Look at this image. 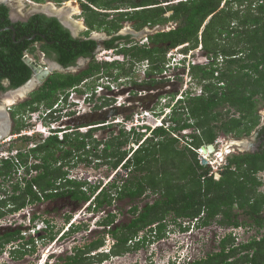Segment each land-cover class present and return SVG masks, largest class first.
Listing matches in <instances>:
<instances>
[{"label": "trees", "instance_id": "trees-1", "mask_svg": "<svg viewBox=\"0 0 264 264\" xmlns=\"http://www.w3.org/2000/svg\"><path fill=\"white\" fill-rule=\"evenodd\" d=\"M89 1L102 9H130L109 20L108 14L103 15L84 6L88 12L86 24L90 31L104 30L112 35L123 27V22L133 23L136 31L176 22V28L150 35L148 44L139 45L128 40L129 36H116L106 41L105 47L116 50L131 59L132 63L148 61V77H151L166 69L168 51L184 46L182 51L187 54L202 46L201 50L212 61L206 65H192L189 70L190 77L201 86V94L192 96L186 92L172 107V124L151 131L144 140V133L123 129L107 141H97L92 133L102 127L90 128L85 134L78 132V127L75 133H66L63 139L54 134L26 153L18 151L16 156L0 160V179L3 183L13 178L18 180L12 184L10 194L5 188L1 189L4 198L0 199V221L29 205L63 197L80 204L90 202L93 210L99 211L113 206L116 200L128 198L135 201L147 191L160 194L158 200L142 209L138 206L131 208L132 219L128 224L116 227L115 215L111 213L100 222V225L109 227L106 233L115 241L110 253L92 255L105 246V239L100 238L75 248L73 254L58 264L102 263L111 257L137 251L143 245L165 236L167 219L171 215L175 223L188 220L202 227L217 220L225 227H240L245 223L238 221L236 211H241L251 224L264 228V193L259 190L263 182L258 175L264 172V127L259 131L260 150L229 157L228 164L219 173V179L208 165H202L197 158V150L215 144L219 135L242 138L252 135L261 125L259 106L264 103V0H181L165 6L158 0ZM8 14L9 9L1 6L0 94L17 89L30 80L32 70L25 62L24 54L30 47L29 52L35 53V42L41 44L40 50L48 58L54 57L65 68L75 65L79 58L91 59L80 72L56 71L50 75L41 87L30 94L29 100L15 108V120L21 109L32 113L41 108L51 110L61 97L67 101L73 89L82 95L91 91L88 100L92 102L96 97V83L90 84L86 90H82L83 85L97 81V76L104 72L108 74V70L116 66L120 70L115 81L131 73L120 62H96L98 42L74 39L56 18L36 15L27 23H17L14 40L12 31L4 30L11 24ZM32 35L36 36L35 39L20 41L22 37ZM123 39L129 43L124 47L119 44ZM220 58L223 59L222 66L218 63ZM5 81L9 82V87L4 85ZM103 101V104H95V111L108 105V99L103 98ZM50 117L52 121L60 119L52 114ZM94 125L100 126L101 123ZM25 126L24 123H17L14 133H20ZM186 130H192V133L184 136L188 140L180 149L181 140L173 134ZM134 139L138 148L132 152L125 150ZM24 140L28 142L31 138L26 136ZM140 141L143 142L139 144ZM90 145L94 150L104 145L100 153L94 154L97 161L109 164L113 170L127 169L133 176L124 184L119 185L116 181L107 188L101 187V183L89 185L69 179L64 166ZM58 152L62 155L57 156ZM161 155L163 160H160ZM29 157L35 158V163L30 162ZM79 157L82 161L87 160ZM180 167L184 170L178 171ZM20 171L24 176L18 177ZM86 187H89L88 190ZM72 226V233L80 230V226ZM153 234V239L148 240ZM24 238L20 230L0 235V254L9 244H13L10 250L13 259L34 252V245L31 246L34 239L26 241ZM54 238L55 235L51 234L50 239ZM188 264H264V236L238 243L233 234H228L221 240L218 251Z\"/></svg>", "mask_w": 264, "mask_h": 264}, {"label": "rangeland", "instance_id": "rangeland-1", "mask_svg": "<svg viewBox=\"0 0 264 264\" xmlns=\"http://www.w3.org/2000/svg\"><path fill=\"white\" fill-rule=\"evenodd\" d=\"M31 1L35 2V0ZM177 1L179 0H159V2L164 4V6L168 3L170 4V2L176 3ZM13 2V6L16 10L15 14L17 16L26 17L28 12L32 10L27 3V0H13ZM40 2H43V4H34V9L40 11L44 5H52V7L58 12L64 10V7H68L71 9V14L68 13L67 15L70 18L72 17V14L75 10L77 12H81L79 5L81 1H79L78 4L73 3V0H69L63 4H57L55 0H40ZM169 14H171V12ZM111 18L112 17L108 19ZM81 21L83 22L82 19ZM123 26L124 30L125 28L130 29L126 31L129 32L132 37L129 40L134 41L139 45H143L144 42H146L144 38L145 36H143L145 33L140 35V33L146 28L142 29L141 31H136L133 28L131 22H124ZM176 26V22H169L165 25H162L161 29L169 31L173 28H176ZM79 31L80 30H78L76 34H79ZM150 31L152 30H149V32ZM134 32L138 33L139 35H134ZM101 33L103 34V40L108 38V36L105 35L104 30L100 31V33H95L94 35ZM82 35L83 33H81V36ZM105 51L108 50L104 49L103 46L99 47L95 56L96 62L100 56L101 58H114L116 55H118L116 52L112 55H108L103 53ZM169 52L170 51H168V53ZM168 53L166 56V65L169 64ZM188 53L190 56L192 55V59L189 60L194 62V64L205 65L206 55L200 49V47L196 50L189 51ZM27 55L29 58L38 63L42 62L43 64L50 65V60H46L42 53L37 50L35 53L28 52ZM118 57L120 59L116 61H124L122 65H124L125 69H129L131 71L130 75L122 76L119 80L115 81V77L118 75L120 70V68L116 66L109 69L108 74L104 72V74L97 76V81H94L93 83L88 82V84L82 86L84 88L82 90H86L90 84H98L101 81L104 83L107 82L106 78H109L108 80L110 82L115 83L114 86L117 87V92L113 94H110V92H105L106 95L101 97V101L99 100V97L96 96L92 102L89 101L88 98L85 102H83L85 94L82 95L78 92L74 100L69 101L70 99L68 98L66 104L64 102L61 104L62 98H60L57 104L60 106L55 104L53 108H63L62 114H65V117L61 115V127L66 126L67 128L72 129L73 132L76 131L75 128L80 127L78 132L85 134L89 132L91 125L101 123V125H104L105 127L99 128V130H96L92 133L93 137L97 141H107L112 136L115 137L119 135L120 130L123 129L125 131H129V128L136 126L134 125L136 124V117H138L140 120L144 119V121L148 122L150 126H152L157 120V116H160V118L165 119V122H163L164 125L169 127L172 124L171 117L173 115V108H171L169 112L167 111V113H165V110H163L164 106H162L163 101H166L164 104L169 103L171 105L175 98L181 99L185 96L186 92L193 96H197L200 95L202 91L201 86L190 77L185 68H181L179 70H168L167 72L148 77L149 67L146 61L132 63L131 59L129 58H123L122 55H118ZM90 60L91 59H89V61H83V63L81 62L82 66L78 67L77 72H80L82 69H84L89 64ZM101 62L106 61L102 59ZM220 66H222V64ZM57 72L61 71L57 70ZM174 76H176V80L171 83L169 79H172ZM152 80L156 81V83H151ZM88 94L90 95L91 91H89ZM107 95H109V97H107ZM5 96L6 95H0V105L3 104L2 102ZM30 98V94L26 95L25 98H21V100L15 105L11 106V108L15 111L16 107H19L22 103L26 102ZM103 98L109 100L108 105L103 107L101 110L95 111V104H103ZM43 110L44 109L41 108L40 112ZM259 110L262 116V122L264 120V103L260 104ZM24 111V109H21V113H19L18 118H16V123L11 115V130L0 140V157H12V154L16 155L18 151L26 153L46 138V136L40 132L44 131L43 128L50 126L52 121L48 120L42 115H39L38 113L31 115L30 112ZM152 111L156 112L154 115L156 118H154V116H150ZM69 113L71 116L68 115ZM19 122L24 123L26 126L20 133H14L15 127L17 126V123L19 124ZM136 131L141 132V129H137ZM45 133L46 135L49 134L48 129L45 130ZM191 133L192 130H186L173 134V136L181 140V144L179 146L180 149L185 146L184 144L188 140V138H185L184 136H189L188 134ZM26 136L30 137L31 140L26 142L24 140ZM60 136H63V133H61ZM60 136L59 139H61ZM144 139L145 137L143 140ZM252 140L253 135L242 138L219 135L215 142V153H204L202 148H200L197 150V158L202 162L201 157L203 156L208 162L205 166L208 165L211 168L212 173L219 174L221 169L227 164L229 157L243 154L244 152H251L253 149L251 147H249L248 150L240 146H229L233 145L234 143H239L235 141L245 142L247 143V146H249ZM139 144H141V141ZM103 146L104 145H100L97 150H94L92 145H90L85 152L81 151L73 156L74 158L72 157V159H70V164L64 166V170L68 172L69 179L87 182L89 185H98L101 183V187L105 186L107 188L119 176L120 177L117 180L119 185L123 183V180L129 177L131 178L133 174H129V172H127L124 168L113 170L109 164L96 160L94 154L95 152L100 153ZM137 148L138 144L136 139H134L124 149L130 150L132 152ZM88 152L89 154H87ZM61 155L62 152H58L57 156ZM79 156H83L82 158L87 160L82 161ZM163 158L164 157L161 155L160 160H163ZM29 160L30 162L35 163L36 159L29 157ZM183 170L184 167L178 168V171ZM34 174L35 173H33V175ZM22 176H24L23 171H20V173H18V177ZM259 177L263 182V185L259 188V190L264 193V173H261ZM17 181V178H13L11 181H6L3 183L2 179H0V199L4 198L1 189L5 188L10 194L12 191V184L16 183ZM88 188L89 187H86L87 190ZM159 198L160 194L147 191L144 196L136 201H130L128 198L124 200H116L113 206L105 207L99 211L93 210V204L90 202L80 204L78 202H74L69 197H63L29 205L20 212L8 214L0 221V235H3L7 232L20 230L26 241L30 240L31 238L34 239V243L31 244V246L34 245L35 251L22 258L13 259L10 253L11 248H13V244H9L7 245L4 252L0 254V264L62 263L66 256L74 253L75 248L83 247L84 245L95 240H99L100 238L105 239V246L92 253V255L95 253L109 252L115 241L112 236L106 233V230H109V227L100 225V222L108 214L112 213L115 215L116 224H128L132 217V214L130 213L131 208L138 206L140 209H142L146 206V204H152ZM236 212H238V221L245 223L238 229L225 228L224 226L220 225L219 221L217 220H215L209 226L202 227L198 226V223L188 220H181L175 223L173 221V216L171 215L167 219L168 228L164 237L158 239L157 241H152L143 245L137 251L130 252L123 256H114L102 263L97 262L94 264H188L191 261L200 259L210 253L218 251L220 241L231 231L234 232L237 238L236 241L238 243L248 242L254 238H261L264 236V228H260L254 224H251V220L248 219L246 215H242L241 211ZM68 218H70L69 221H67ZM71 225L75 227L80 226V230L72 233ZM51 234L55 235L53 240L50 239ZM142 234L143 233L140 235L142 236ZM153 237L154 234L150 236L148 240L153 239ZM15 244L19 245V242H16Z\"/></svg>", "mask_w": 264, "mask_h": 264}, {"label": "flooded vegetation", "instance_id": "flooded-vegetation-1", "mask_svg": "<svg viewBox=\"0 0 264 264\" xmlns=\"http://www.w3.org/2000/svg\"><path fill=\"white\" fill-rule=\"evenodd\" d=\"M67 1H69V0H66V1H64V2H57V4H63V3H65V2H67ZM79 1H81L80 2V8H81V12H77L76 10L74 11V13L72 14V17H75V18H70L69 16H67L68 14L67 13H70L71 14V9H69L68 7H64L65 9L64 10H62V11H58L57 12V10H55V8H53L52 7V5H44L43 6V8L39 11V10H37V9H34V4L35 5H39V4H43V2H40V1H38V0H35V2L33 1H31V0H27V3L29 4V6L31 7V11H29L28 12V14H27V16L26 17H20V16H17L16 14H15V12H16V10H15V8H14V2H13V0H3V1H0V8H1V6H6L8 9H9V14H8V18L10 19V22H11V24L10 25H8L6 28H4V30H10V31H12V33H13V39L15 40V38H16V34H17V30H16V28H15V25L17 24V23H27V22H29L31 19H32V17H34V16H36V15H43V16H45V17H47V18H56V19H58V21L62 24V26L65 28V29H67L69 32H70V34H71V36L74 38V39H77V40H89V39H93V40H96L97 42H98V46H100V45H103V46H105V42L106 41H108V40H110L111 38H113V37H116V36H123V37H127V36H129L130 38H132L131 37V35L129 34V32H126V31H128V30H130V29H126L125 28V30H124V26L120 29V30H118L117 31V33H115V34H112V35H109L107 32H105V34L109 37V38H105L104 40H102V43H100V39H103L102 38V36H103V34L101 33V34H96V35H93L94 34V31H90L89 30V27L87 26V24H86V14L88 13L86 10H85V7L84 6H88L89 8H91L92 10H94V8L93 7H91V6H95L97 9H98V11L97 12H99V13H101V14H103V15H106V14H108L107 16H108V18H110V17H112L111 19H113V18H116L117 16H119V13H121V12H127V11H129L130 9H128V8H125V7H122V9H118V10H116V9H100L101 7L100 6H98V5H96V4H94V3H92V2H90L89 0H73V3H75V4H78L79 3ZM159 1V0H158ZM136 2H140V0H136ZM78 5V6H79ZM78 6H77V8H78ZM75 8V7H74ZM78 10H79V8H78ZM49 14H56V16H50ZM111 14V15H110ZM113 14H115V15H113ZM1 17V16H0ZM81 17V18H80ZM80 18V19H79ZM70 19V20H69ZM81 19L83 20V22L81 21ZM1 20V19H0ZM110 20V19H109ZM78 24V25H77ZM123 24H124V22H123ZM132 25H133V28H134V24L132 23ZM11 27H13V29H11ZM161 27H162V25H160V26H155V27H151V28H148L149 30H152L153 32L151 33V35L153 34H156V33H159V32H161L162 30H164V29H161ZM135 29V28H134ZM78 30H80L79 31V34L77 33L76 34V32L78 31ZM149 30H147V29H145L144 31H142L143 33H150L149 32ZM141 31V30H140ZM0 32H1V30H0ZM81 33H83V35L81 36ZM97 33H100V32H97ZM134 35H139L138 33H133ZM35 35H32V36H24V37H22L21 38V42H25V41H31V40H33V39H35ZM111 37V38H110ZM129 38V39H130ZM128 39V40H129ZM122 43L124 42L125 44L127 43L126 42V39H123L122 41H121ZM120 42V43H121ZM38 45V46H37ZM33 47L37 50V51H39V52H41L42 53V55L45 57V59L46 60H50V61H52V62H57L56 61V59L53 57V58H48L46 55H45V53H43L41 50H40V48H41V44L39 43V42H35L34 44H33ZM31 48L32 47H30L29 49H27V52H25V54H24V59L27 57V58H29L28 57V55H27V53L31 50ZM31 59V58H30ZM33 60V59H32ZM89 61V59L88 58H79L77 61H76V63H75V65H73V66H75V67H81L82 66V63H83V61ZM34 61V60H33ZM82 62V63H81ZM42 63V62H41ZM58 63V62H57ZM49 66V65H48ZM71 67V66H70ZM68 68V67H67ZM63 73H67V72H63ZM70 73H76V72H70ZM32 77V76H31ZM37 78H35L32 82H31V85H33L32 86V88L34 87V86H36V84H37ZM41 79L39 78V81H40ZM39 83V82H38ZM45 83V82H44ZM43 83V84H44ZM42 84V85H43ZM4 85L5 86H7V87H9V82L8 81H5V83H4ZM30 85V86H31ZM41 85V86H42ZM30 86H29V88H30ZM41 86H39V87H41ZM38 87V88H39ZM37 88V89H38ZM36 89V90H37ZM26 90V91H25ZM30 90H31V88H30ZM10 91V90H9ZM9 91H7V92H9ZM23 91V92H22ZM25 91V92H24ZM29 91V89L27 88V87H25L23 90H22V88H21V90L19 89V90H17V91H15V92H11V93H8L5 97H4V99H3V104L2 105H0V120L1 119H3L2 117V114L1 113H3V112H1V108L3 107V109L5 110V114L8 116V113H7V108H8V110H9V113H10V117H11V115H12V117H13V112H14V110L11 108V106H13V105H15L18 101H20L21 100V98H25V95H26V93ZM21 93V94H20ZM23 93V94H22ZM33 93V92H32ZM16 94V100L13 102V103H11L10 105H5L6 103H5V99H8V98H10L11 96H13V95H15ZM21 95V96H20ZM5 107V108H4ZM16 118H18V116H16ZM6 120H7V122H6V125L4 126H1V128H0V131H2V132H5L6 130H7V128L9 127V125H11V123H9V120H8V117L7 118H5ZM4 119V120H5ZM53 119V118H52ZM14 121H15V123H16V120L15 119H13ZM1 122V121H0ZM262 123H264V120L261 122V124ZM261 126V125H260ZM260 126L257 128V131H255L252 135H253V140L251 141V144L249 145V146H247V143H245V142H240V141H235V142H239V143H234L235 145H233V146H237V147H242V148H245V149H248L249 150V147H251V148H253L252 149V151H251V153H255V152H257V151H259L260 150V147H261V141H260V138H259V131L261 130V128H260ZM264 127V126H263ZM5 129V130H4ZM70 131H72V132H70ZM2 132H0V133H2ZM70 133H75V132H73V130L72 129H68V134H70ZM240 140V139H239ZM232 146V147H233ZM248 150H246V151H248ZM202 151H203V149H202ZM204 152V151H203ZM205 153V152H204ZM244 153H248V152H244ZM227 164H228V161H227ZM226 164V165H227ZM127 172H129V170H127V169H125ZM261 173H264V172H261ZM260 174V173H259ZM258 174V175H259ZM120 177V176H119ZM119 177H117V179L115 180V181H113L112 183H114V182H116L118 179H119ZM130 178V177H129ZM129 178H127V179H125V180H123V183L122 184H124ZM118 183V182H117ZM140 199V198H139ZM128 200H130V199H128ZM138 200V199H137ZM131 201V200H130ZM136 201V200H135ZM112 214V213H111ZM109 215V214H108ZM107 215V216H108ZM106 216V217H107ZM131 219H132V217H131ZM116 224V223H115ZM118 225H121L120 223H118V224H116L115 226L117 227ZM114 226V227H115Z\"/></svg>", "mask_w": 264, "mask_h": 264}, {"label": "built area", "instance_id": "built-area-1", "mask_svg": "<svg viewBox=\"0 0 264 264\" xmlns=\"http://www.w3.org/2000/svg\"><path fill=\"white\" fill-rule=\"evenodd\" d=\"M179 1H181V0H179ZM179 1H177V2H179ZM170 3H173V2H170ZM169 4V3H168ZM145 41L146 42H144V44L145 43H148V39L147 38H145ZM183 48H184V46H180V47H177V48H175V49H172V50H170V52L168 53V57H169V64L168 65H166V69L164 70V72H167L168 70H179V69H181V68H185L187 71V73L189 74V70H190V68H191V66L192 65H196V64H194V62H192V61H190L189 59H192L191 58V56H190V54L189 53H184L182 50H183ZM103 53H106V54H108V55H112L113 53H115V50H108V51H105V52H103ZM103 55V54H102ZM189 55V56H188ZM124 58V57H123ZM102 59H104V61H106V62H108V63H113L115 60H119L120 58L118 57V55H116L114 58H108V57H104V58H101V56L97 59V61L98 62H101V60ZM212 60L210 59V58H208V57H206V61H205V65L206 64H209L210 62H211ZM118 62H124V61H118ZM147 62V64H148V67H150V63L148 62V61H146ZM218 63L219 64H222L223 63V59L222 58H220L219 60H218ZM103 74V73H102ZM166 74V73H165ZM165 74H164V77H165ZM187 74V75H188ZM107 80V82H104V83H98L97 85H96V87H95V90H94V94H96V96H98V97H103V96H105L106 95V93L105 92H110V94H113V93H115V92H117V87H115L114 85H115V83L114 82H110L108 79L109 78H106ZM169 79V78H168ZM170 80V82L171 83H173V81L174 80H176V76H174L172 79L170 78L169 79ZM102 82V81H101ZM85 83H87V82H85ZM201 94V93H200ZM92 94H86L85 96H84V100H83V102H85L86 101V99L88 98V97H90ZM77 96V92L73 89V90H71L70 91V96H69V98L71 99V100H74V98ZM193 96V95H192ZM107 97H109V95H107ZM183 98V97H182ZM181 98V99H182ZM178 100V98H175L174 99V101L171 103V105H169V103H167V104H164V103H166V101H163V103H162V106H164V109L163 110H165V113H167V111L169 112L170 111V109L174 106V104H176V101ZM167 105H169V106H167ZM147 113V112H146ZM145 113V114H146ZM156 114V112H151V115L150 116H154ZM154 118H156V116H154ZM135 123L136 124H134V125H136L135 127H139V126H143V125H145V126H147V125H149L150 126V124L148 123V122H146V121H144V119H138V117H136L135 118ZM159 125H164L163 124V121H162V118H160L159 116H157V120L155 121V123L151 126L152 127V129H154V128H156V127H158ZM165 126V125H164ZM166 127V126H165ZM132 130V128H129V131H131ZM138 130H140V129H138ZM147 131V129L146 128H142L141 129V132H146ZM199 150V149H198ZM10 156H1L0 157V160H2V159H8ZM216 175L218 174V173H215Z\"/></svg>", "mask_w": 264, "mask_h": 264}, {"label": "clouds", "instance_id": "clouds-1", "mask_svg": "<svg viewBox=\"0 0 264 264\" xmlns=\"http://www.w3.org/2000/svg\"><path fill=\"white\" fill-rule=\"evenodd\" d=\"M91 7H93L94 8V10L95 11H98V9L95 7V6H91ZM100 9H102V8H100ZM168 15V14H167ZM148 28H151V27H146V29L147 30H149ZM162 31H165V30H162ZM97 32H100V31H94V34L95 33H97ZM150 32H152V31H150ZM93 34V35H94ZM106 35V34H105ZM151 35V33H149V36ZM153 35V34H152ZM107 36V35H106ZM149 36H145L144 38H147L148 39V37ZM109 38V37H108ZM111 38V37H110ZM143 38V37H142ZM112 39V38H111ZM148 43H149V41H148ZM148 43H145V44H148ZM122 47H124L123 45L125 44V43H119ZM126 44H129V43H126ZM144 45V44H143ZM101 46H103V45H100V46H98V48H97V50L99 49V47H101ZM127 46H130V45H127ZM200 47V49H202V46H199ZM103 48L104 49H106V50H114V49H107L105 46H103ZM97 50H96V52H97ZM96 52H95V56H96ZM115 52H116V50H115ZM117 53V52H116ZM118 54V53H117ZM118 55H122V54H118ZM123 56V55H122ZM124 57V56H123ZM27 58V57H26ZM30 59V58H29ZM32 60V59H31ZM98 62V61H97ZM118 61H114L113 63H117ZM48 63V62H47ZM98 63H100V64H103V63H108V62H98ZM113 63H109V64H113ZM120 63H123V62H120ZM44 67H48V65L49 64H43V63H41ZM221 65V64H220ZM77 73V72H76ZM100 83H102V82H100ZM97 85V84H96ZM70 95V94H69ZM96 95V94H95ZM62 98V100H61V104H62V102H64L65 104H66V102L68 101H65V99L63 98V97H61ZM69 98V97H68ZM101 97H99V99H100ZM70 99V98H69ZM179 100V99H178ZM177 100V101H178ZM69 101H73V100H69ZM177 101H176V103H177ZM70 103H72V102H70ZM69 105H71V104H69ZM57 106H60V105H57ZM9 108V107H8ZM8 108H7V111H8V113H9V110H8ZM62 111H63V108H59V109H56V108H52L51 110H43V111H41L40 112V110L39 111H37V112H34V113H32V112H30V114L31 115H35V114H39V115H42V116H44L45 118H47L48 120H51L52 121V117H50L51 116V114L54 116V117H60V119H61V115L62 116H64L65 117V114H62ZM69 116H71V114L69 113L68 114ZM160 117V116H159ZM60 119L59 120H56V121H52V123L50 124V126H48L47 128L45 127V128H43V130L44 131H41L40 133H42V134H44L45 136H46V138H48V137H50L51 135H54V134H57L58 135V137L60 136V134L61 133H63V136H60L61 137V139H63V137H64V133L66 134V133H68V129H70V128H67L66 126H63V127H61L60 126ZM162 121L163 122H165V119H162ZM164 124V123H163ZM94 125V124H93ZM95 127H102V128H104L105 126L104 125H100V126H98V125H94V127H90V128H95ZM161 127H165L164 125H159L158 127H156V128H154V129H152V127L151 126H149V125H147V126H145V125H143V126H139V127H133L132 128V130L133 129H142V128H146L147 129V131L146 132H141V133H144L145 134V138H146V135H148V134H150L151 133V131H153V130H155V129H157V128H161ZM48 129V133L49 134H47L46 135V133H45V130H47ZM75 129H77V128H75ZM131 130V131H132ZM131 131H128V132H131ZM148 131H149V133H148ZM146 133H148V134H146ZM45 138V139H46ZM142 143V142H141ZM214 146H215V144H213ZM208 146V145H207ZM207 146H205V147H207ZM204 147V146H203ZM202 148V147H201ZM215 151H216V146H215ZM213 153H215V152H213ZM212 153V154H213ZM17 155V154H16ZM15 154H12V157H14V156H16ZM10 158V157H9ZM261 174V173H260ZM259 174V175H260ZM217 176H220V174H217L216 175V178H217ZM218 179V178H217ZM197 220V219H196ZM195 220V221H196ZM225 227V226H224ZM240 227H242V226H240ZM240 227H234V226H229V227H225V228H232V229H238V228H240ZM229 234H233V236L236 238V236H235V234H234V232L233 231H231ZM150 235V234H149ZM237 239V238H236ZM155 241H157V240H155ZM221 242V241H220ZM220 244V243H219ZM112 247V246H111ZM110 250H111V248H110ZM110 250H109V253H110ZM219 250V249H218Z\"/></svg>", "mask_w": 264, "mask_h": 264}, {"label": "water", "instance_id": "water-1", "mask_svg": "<svg viewBox=\"0 0 264 264\" xmlns=\"http://www.w3.org/2000/svg\"><path fill=\"white\" fill-rule=\"evenodd\" d=\"M50 16H56V14H49ZM11 29H13V27H11ZM143 34V32L140 33V35ZM143 36H149V33H145V35ZM102 40L103 39H100V43H102ZM25 62L28 64V66L30 67V69L32 70V77L30 78L29 81H27L24 85H22L21 87L17 88V89H13V90H10L9 92H6V93H2L0 95L4 96V95H7L8 93H11V92H15L21 88H24L25 86L31 84V82L37 78V84L36 86H34L33 88H31V90H29L26 95H29L31 94L32 92H34L39 86H41L46 80L47 78L52 75L54 73V71H61V72H77L78 70V67H75V66H71V67H68V68H65L63 67L62 65H60L59 63L57 62H52L50 61V65L48 67H44L41 63H38L36 61H33L29 58H25L24 59ZM39 78L41 79L39 81ZM39 82V83H38ZM25 95V96H26ZM8 113V111H7ZM8 120H9V123L12 122V119L10 117V113H8ZM264 126V123L261 124L260 128H262ZM11 130V125H9V127L7 128V130L5 132H2L0 133V140ZM202 149L207 153H210L212 154L213 152H215V146L213 144H210L208 145L207 147H202ZM202 159V165H206L208 162L207 160L202 156L201 157ZM217 178L219 179L220 176H217Z\"/></svg>", "mask_w": 264, "mask_h": 264}, {"label": "bare ground", "instance_id": "bare-ground-1", "mask_svg": "<svg viewBox=\"0 0 264 264\" xmlns=\"http://www.w3.org/2000/svg\"><path fill=\"white\" fill-rule=\"evenodd\" d=\"M68 14V13H67ZM70 20V19H69ZM78 25V24H77ZM31 84H29V85H27V86H25V87H27L29 90H30V88H32V86L33 85H31ZM29 86H30V88H29ZM24 87V88H25ZM24 88H22V90L24 89ZM21 90V89H20ZM26 91V90H25ZM24 91V92H25ZM23 92V91H22ZM21 94V93H20ZM23 94V93H22ZM21 96V95H20ZM16 100V94L15 95H13V96H11L10 98H8V99H5V105H10L11 103H13L14 101ZM5 108V107H4ZM1 112H3V113H1L2 114V118L3 119H1L0 121V128H1V126H5L6 125V122H7V120L5 119V118H7L8 116L5 114L6 112H5V110L3 109V107L1 108ZM5 119V120H4ZM5 130V129H4ZM233 145H235V144H233ZM233 145H230L229 147H232ZM204 151V150H203ZM205 152V151H204ZM203 153V152H202ZM206 153V152H205ZM208 153V152H207ZM204 154V153H203ZM222 156V155H221Z\"/></svg>", "mask_w": 264, "mask_h": 264}]
</instances>
